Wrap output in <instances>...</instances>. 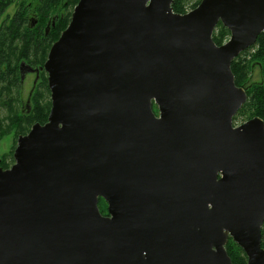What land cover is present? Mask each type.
I'll use <instances>...</instances> for the list:
<instances>
[{
  "label": "water",
  "instance_id": "obj_1",
  "mask_svg": "<svg viewBox=\"0 0 264 264\" xmlns=\"http://www.w3.org/2000/svg\"><path fill=\"white\" fill-rule=\"evenodd\" d=\"M173 2L74 6L42 67L47 120L0 168V264H232L229 238L264 264V121L233 124L231 71L264 0Z\"/></svg>",
  "mask_w": 264,
  "mask_h": 264
},
{
  "label": "trees",
  "instance_id": "obj_2",
  "mask_svg": "<svg viewBox=\"0 0 264 264\" xmlns=\"http://www.w3.org/2000/svg\"><path fill=\"white\" fill-rule=\"evenodd\" d=\"M31 1H33L30 2V5L32 6V13L34 15L31 22H28L27 17L31 10L29 9L30 5L28 6L25 2L19 6V9L14 14L6 16L0 22V86L2 87L17 85L19 83L18 66L20 61H25L33 67L25 59L29 60V57L44 58L47 54L48 46L58 39L62 30L68 24L69 17L64 14L60 17L57 14L58 10L48 19L52 9L60 7L61 0ZM183 1L185 0H174L172 10L176 13H183ZM77 2L78 0H68L67 5L71 4L74 6ZM199 2L200 0H197L192 8L196 7ZM12 3V0H0V20L8 6ZM52 20H54V25L51 24ZM216 27L218 28V32L216 34L213 33L212 38L217 45H220L224 37L229 35V30L221 22H218ZM51 34H53L54 38H52ZM257 46L258 50L253 55V59L246 60L249 57L250 51ZM253 60L260 65V80L243 83L242 77L250 71L249 61ZM231 71L234 75L235 84L244 88L248 97L233 119L243 116L247 120L257 116L264 121V32L257 37L253 46L242 51L233 59ZM44 80L45 86H47L46 78ZM152 109L157 114L158 110L155 104L152 105ZM46 117L47 113L45 114L44 121H37L45 122ZM98 205L100 212L106 214V202L102 198H99ZM261 247L264 249V222L261 228ZM225 249L232 264L246 263V256L243 250L231 238H229Z\"/></svg>",
  "mask_w": 264,
  "mask_h": 264
},
{
  "label": "rangeland",
  "instance_id": "obj_3",
  "mask_svg": "<svg viewBox=\"0 0 264 264\" xmlns=\"http://www.w3.org/2000/svg\"><path fill=\"white\" fill-rule=\"evenodd\" d=\"M196 1L197 0L183 1L182 2L183 4L182 12L186 13L190 11L191 9H193L192 7L195 5ZM12 2L13 3L8 6L6 12L1 16L0 22H2L6 16H10L14 14L19 9V6L23 2H25L29 6L30 2H33V1L31 0H12ZM67 2L68 0H61V3L59 5L60 7L54 8V10L52 9L48 19H50L55 14V12L58 10L57 14L60 15V17L62 16V14L69 17V20H68V23H69L71 13L75 5L74 6L71 4L67 5ZM29 9L31 10L27 17H28V22H31V20L34 17L32 13L33 11H32L31 5ZM217 32H218V28L216 27L213 33L216 34ZM51 36L52 38H54L53 34H51ZM229 36H230V33L229 35L224 37L222 43L226 42L229 39ZM50 46H48L47 54H48ZM257 50H258V46L255 49H252L250 51L249 57H247L246 60L253 59V55L257 53ZM47 54L44 56V58H42L43 60L39 57L37 58L29 57V60L27 59L25 60L29 62L30 64H32L33 66H37V67L40 66L41 62L43 61V63L41 64L42 66L47 58ZM249 65H250V71L243 75L242 77L243 83H246L249 81H259L260 80V71H261L260 65H258L257 62L254 60L249 61ZM34 78H35V74H32V75L28 74L24 78L23 84L21 86L22 88H20V83H17V85H13V86L7 85V87L4 88L5 91H0L2 92V96L0 97V158H3L2 159L3 164L5 165H9V163L12 162L11 154L13 152V149L16 148L15 146H16V141H17L18 136L25 135L26 133H28V131L34 124V121H37V120L44 121L46 113L48 117V113H49L50 106H51V100H50V91L47 85V73L44 70L40 71L39 78L36 82V85H35V88L32 94V98L30 101L31 102V111H30L31 114L29 116H25V114L22 113V109L24 108L23 106L26 103L28 93L33 87ZM44 78H46L47 86H45ZM0 89H1V86H0ZM245 120H246V117L239 116L233 119V124L236 126L244 122ZM106 207H107V203H106Z\"/></svg>",
  "mask_w": 264,
  "mask_h": 264
},
{
  "label": "flooded vegetation",
  "instance_id": "obj_4",
  "mask_svg": "<svg viewBox=\"0 0 264 264\" xmlns=\"http://www.w3.org/2000/svg\"><path fill=\"white\" fill-rule=\"evenodd\" d=\"M52 45V44H51ZM50 48V47H49ZM43 65L42 66H38V67H32L31 65H29V64H27L25 61H20V63H19V66H18V74H19V83H20V88H22L21 86H22V84H23V81H24V78H25V76L26 75H28V74H30V75H32V74H35V78H34V80H33V87H32V89L29 91V93H28V96H27V100H26V103L24 104V108L22 109V113L23 114H25V116H29L31 113H30V111H31V98H32V94H33V91H34V88H35V85H36V82H37V80H38V78H39V73H40V71H42V70H44L43 68ZM45 71V70H44ZM5 87H7V85L6 86H4V87H2L1 86V89H0V91H5L4 90V88ZM19 88V89H20ZM2 96V92H0V97ZM25 109V110H24ZM47 120V119H46ZM46 122V121H45ZM45 122H34V123H40V124H43V123H45ZM19 136H21V135H19ZM18 136V137H19ZM18 139V138H17ZM16 146H17V141H16ZM15 146V147H16ZM14 151H15V148L13 149V152H12V154H11V160H12V162L11 163H9V165H5V164H3V158H0V168L2 169V170H7V169H9L14 163H15V159H14Z\"/></svg>",
  "mask_w": 264,
  "mask_h": 264
}]
</instances>
